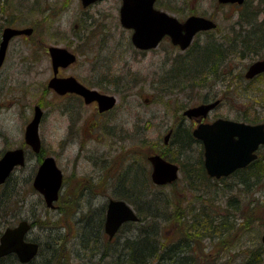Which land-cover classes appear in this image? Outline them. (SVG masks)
<instances>
[{"label":"rangeland","instance_id":"rangeland-1","mask_svg":"<svg viewBox=\"0 0 264 264\" xmlns=\"http://www.w3.org/2000/svg\"><path fill=\"white\" fill-rule=\"evenodd\" d=\"M62 1L10 0L9 2L12 8L17 9V17L20 21L24 20V24H31L32 20L41 21L38 33H44L46 42H52L50 38L56 36L57 29L52 26L53 29L50 28L51 19H47L44 16V10L48 9L49 3L56 6V9L53 8L52 11L54 15L51 16L56 22L53 26H60L68 34H70V29L74 26V23L77 24L79 14L81 13L79 10L81 6L77 5L76 0H67L66 5ZM3 2L5 3V0ZM4 6L6 5L4 4ZM119 6V0H106L104 3L98 4L89 10L93 21L94 33L93 37H89L90 39L85 42L83 48L85 50L84 56L82 55L78 59L80 60L79 67H81L84 76L88 75L90 77L92 73L90 67L93 66L95 72L98 71L102 77L101 80L104 87L101 91L106 95H114L116 98L117 104L106 118L108 125L109 123L112 124L111 127L114 129L111 130L114 134H116V128L120 129L124 177L128 180L132 179L142 170L141 167H145L147 169V179H149L151 168L147 162V156L155 154L158 146L160 147L163 144V137L167 130L175 126L182 116L180 109L202 103L203 98H206L205 96H207L209 91H206L207 81L216 83L218 78L211 77V80L209 75H214V70L207 71V73L196 72V79L190 77L191 74H187V72L177 73L174 68L190 64L192 57L188 62L163 65L164 57L163 55L161 56V52H151L145 56L137 54L136 49L130 43L129 32L119 24ZM19 8L21 12H19ZM223 15L225 18L221 22V25L227 24L229 17L231 18V13L228 10L224 11ZM261 16L263 17V14ZM20 21H17L19 25H21ZM74 31L77 35L80 34L79 28H75ZM70 42L72 43L73 41ZM39 47H42V44H39ZM40 51L37 52V56L32 57L33 53L30 51L28 45L21 41L19 53L16 55V59L20 58L18 59V63H20L18 64V69H20L18 80L14 81V79H10L7 82H0V85L3 86V89L0 91V155L3 151L10 148L26 146L23 140L24 128L31 121L35 105L40 106L42 119L38 129L44 153L43 156H38L29 152L26 165L20 170L13 172V177L16 178L13 182L20 193V199L24 203L23 205H18L21 210L17 216L21 219L26 218L30 222L33 219L39 220V218L43 222H47V220L49 223L57 222L61 228L58 232H53V234L61 233L63 236L66 234L65 238L68 239L67 248L77 249L73 242L77 233L76 220L85 216L89 217L87 214L91 210L99 211L105 208L107 200H104L102 197L100 200V197H98L90 200V202L83 201L84 199L77 201V199L75 200L76 188L69 185L68 198L65 199L61 194L55 204L57 206L56 210H49L47 207L43 209L37 206L38 203L43 204V202L41 196L33 190L32 179L43 157H53L54 161H57L59 168H63L62 170L65 172L66 179L70 177L73 166V150L67 148V151L63 154L59 148V140L65 132L67 119L64 121L60 120L59 122V117L56 115L54 111L55 107L53 106L56 101L55 97L43 89L42 85L50 75V72L47 69L49 65L48 61L45 58L43 59L41 56L42 51ZM262 54L264 56V53ZM259 58L253 56L245 58L231 57L228 61L223 62V64L221 63L223 67L219 66L218 71H226L230 75L229 82L232 88L230 87V91L226 97L227 100L224 101L225 105L223 103L224 106L216 111L217 114L221 113L232 118L242 119L246 116L245 109L247 108V104H250L253 109V106L259 107L261 100L264 102V81L262 86H254L252 89L244 86L242 82V74L245 69L250 65L252 60ZM200 60L202 64L199 63L198 66L199 69H203L205 68L203 67L205 59L201 57ZM209 62L220 64V61H215L214 59H211ZM10 63L2 67L1 71L4 74L9 73L10 69L14 71L15 63L11 60ZM204 76L207 78L205 82L202 79ZM193 88L196 90H192ZM213 89L215 91L218 90V84L213 86ZM254 111L255 109L246 118L264 122V110L258 113ZM188 123L190 125V122H186V125ZM178 137L177 139L175 138V141L180 140ZM169 147V150H166L169 156L174 157L175 160L179 159L183 164L188 162L189 166L197 168L196 161L200 144L193 143V145L186 147L187 151L190 148L191 150L182 154L180 153V155H178L180 148L177 145L170 144ZM166 151L164 154H166ZM143 160L145 161L144 166L142 164ZM80 169L84 173L89 172L90 166L82 165ZM191 171L193 172L185 170L180 172L175 187L158 188L161 190L158 192L157 187H151L150 190H156L155 192L158 193V196L160 192L171 195L172 201L176 202L174 200L176 199L179 202H176L179 211H185L190 204L196 203V196L203 190L204 192H208L204 197L205 199H209V203L208 201L204 203L212 211V217L223 216L224 214L232 215L233 212H237L235 215H232L233 218L229 219L237 224L236 233L221 240L212 241L203 239L201 244L194 241L192 244L194 248L193 254L197 258L195 264H242L250 252L249 249L258 245L253 241L256 237L255 233L258 232L257 238L259 240L260 235L264 231V179L256 185L253 193L251 191L248 194L247 192H242V189L237 187L236 184L231 190L232 187L229 184L233 185L235 181L233 177L223 179L222 181L212 179L209 184L208 182L204 183V180L198 177L199 174L197 175L196 169H192ZM189 176L193 178L192 181L197 183V185L189 187ZM131 184L130 180L125 181L126 191L132 192L135 190L132 187L133 184ZM130 188L132 191H130ZM78 195L79 193H77ZM226 195L230 197L236 196L238 198L236 202L237 206L239 205V200H242L240 201L242 204L241 209L238 208L234 211L232 207H230L232 210L226 207V204L231 200ZM250 211H253L254 215L248 217L247 214ZM172 214L174 215V213ZM19 218L13 222V225L21 220ZM171 221L162 223L164 226L162 234L168 244L179 239L182 234L176 232V228H179L177 221H175L177 225ZM130 229V225H125L117 233L112 243L125 240L127 235H129ZM35 230V235L43 237L49 235L48 229H43L40 226H36ZM30 235L32 234L30 233ZM104 238L107 240L106 237ZM29 239H33V235L29 236ZM124 240L121 243H124ZM117 247L115 249L117 252L123 249L120 245ZM259 250L262 252V263L264 264V244L259 246ZM82 253L84 255L88 254L83 250H79L78 254L80 257L73 254L72 257L70 255L67 256L68 260L71 261V264L98 263L97 259L93 258L89 260V255L85 256V260H79ZM107 262L101 264H109L111 261Z\"/></svg>","mask_w":264,"mask_h":264},{"label":"flooded vegetation","instance_id":"flooded-vegetation-1","mask_svg":"<svg viewBox=\"0 0 264 264\" xmlns=\"http://www.w3.org/2000/svg\"><path fill=\"white\" fill-rule=\"evenodd\" d=\"M9 1L5 0L4 3L3 0H0V44L5 28L15 30L29 28L31 32L28 35L21 34L12 36L7 40L4 51L5 54L1 62L2 64L0 65V82H7V80L10 79H14V81L18 80V75L20 73V69H18V64H20L18 63V59L20 58L16 59V55L19 53L21 41L28 45L30 51L33 53L32 57L37 56V52L41 50V56L48 61L49 65L47 69L50 75L46 79L45 85L43 84L42 86L45 92L55 97L56 101L53 106L55 107L54 111L56 115L59 117V122L60 120L64 121L67 119L65 132L59 140V148L63 154L67 151V148L73 150V166L70 177L66 179L65 172L62 170L63 168H59L63 174L60 194L67 199L68 190L70 189L69 185H72L76 188L75 200L77 199V201L84 199L83 201L90 202V200H94L98 197H100V200L102 197L107 201L112 198L123 199V197H126V191L120 129L116 128V134H114L111 130L114 129L111 127L112 124L109 123L108 125L106 118L113 108L109 109V111H101L100 104H98L96 99L87 98V100H85L83 94L80 93L82 89H87L99 95H105V93L101 91L104 86L99 72H95V68L91 66L90 71L92 73L90 77L88 75L84 76L81 67H79L80 60L78 59L81 58L82 55L84 56L85 50H83V48L85 42L90 39L89 37H93L94 33L93 21L89 10L98 4L104 3L106 0L95 1L87 6L81 4L80 0H76L77 5H79V7L81 6L79 9L81 13L79 14L77 24L74 23V28L72 27L70 29V34L64 32L63 28L60 26H53L56 22L51 16L54 15L52 11L53 8L56 9V6L49 3L48 9L44 10V16L47 19H51L50 28L53 27L57 29L56 36L50 38L52 42H46L44 33H38V27L41 25V21L37 22L32 20L31 24H24V20L20 21L17 17V9L12 8ZM60 1L62 0H58V2ZM152 1L151 9L153 11L164 13L169 18H175L180 24L185 23V21L191 17H198L210 21L213 27L195 32L189 45L184 50L181 49L180 45L173 44L169 36L164 35L157 44V47L150 50L136 49L137 54L139 53L145 56L151 52H161V56L163 55L164 57L163 65L188 62L190 56L192 59L193 57L198 59V54L204 55L206 53L212 54V56L214 55L213 59L215 61L222 62L228 61L231 57L245 58L253 56L255 58L261 57L259 59L264 58L262 54L264 53V49L261 50L258 45L254 48L256 50L255 52H253L252 49L249 52V48L243 47V44H245L247 40H251L253 37L256 38L259 36V33L264 30V0H242V2L227 1L226 3L221 0ZM62 3L66 5L67 0H63ZM119 3L118 14L123 0H119ZM4 4L6 6H4ZM3 6L4 8H2ZM227 10L231 13V18L229 17L227 24L221 25V22L224 21L223 19L225 18L223 13ZM261 14H263V17H260ZM17 21H20L21 25H19ZM75 28L80 29L79 35L74 31ZM126 31L129 32L131 43L132 30L127 29ZM70 41L73 42L71 43ZM70 43L71 45L69 46ZM39 44H42V47L38 48ZM231 44L238 47L233 54L230 52ZM50 48L66 50L74 56L73 61L67 62L63 57L64 55L60 56L58 60H54ZM80 53L82 54L80 55ZM10 60L15 63L14 71L10 69L9 73L4 74L1 69L3 66H6L7 63L11 64ZM244 72L242 74L244 86L249 89H252L254 86H262L264 72L255 75L251 79L246 78ZM209 76L210 78H218V81L216 83L207 81L206 91H209L207 96H205L206 98H203L202 103L207 104L208 102L218 101L217 105L213 107L205 117L192 119L181 117L179 120L177 119L178 121L176 122L175 128L181 127L186 131L192 132L199 124H209L220 118L241 123L245 122L250 125L259 123L257 119L249 120L246 116L250 115L254 109V112H259V110L261 112L264 110V102L262 100L259 102L258 108L253 106L252 109L250 104H247V108L245 109L246 116L242 119L232 118L226 114H217L216 111L225 105L224 101L227 100L226 97L230 91V87L232 88L229 82L230 75L226 71L219 70L217 74ZM217 84L219 89L215 91L213 86ZM2 89L3 86L0 85V91ZM186 108L183 107V109H180L182 114ZM186 122H190V125L189 123L186 125ZM262 123L264 124V122ZM175 128L170 127L167 130L170 131L171 136ZM109 137H111V139H109ZM40 141V152L35 155L43 156L44 151H42V149H44V147L42 140ZM199 144L201 149H203V145L200 142ZM15 148H23L25 159L28 158L29 152L34 153L27 145ZM259 148L261 149L262 147ZM82 165L90 166L89 172H82L80 169ZM20 169L21 168L17 167L14 171ZM77 193H79L78 196Z\"/></svg>","mask_w":264,"mask_h":264},{"label":"trees","instance_id":"trees-1","mask_svg":"<svg viewBox=\"0 0 264 264\" xmlns=\"http://www.w3.org/2000/svg\"><path fill=\"white\" fill-rule=\"evenodd\" d=\"M19 12L21 9L19 8ZM259 46L262 50L264 48V30L259 33V36L256 38L253 37L251 40H247L243 47L249 48V52H255L256 46ZM231 53H235L238 47L236 45H230ZM196 55V54H195ZM197 56V55H196ZM199 56V57H198ZM198 59L196 57L191 59L190 64H184L183 67L174 68L177 73H186L191 74L190 77L196 79V72L199 73H207V71L214 70L213 74H217L218 69L223 67V62L220 61V64L216 62H209L213 59L214 55L206 53V54H198ZM203 57L205 59V64H203V69H199L198 64L201 63L200 58ZM191 58V56H190ZM222 63V64H221ZM220 66V67H219ZM181 69V70H180ZM194 73V75H193ZM186 75V74H185ZM203 81L207 80L206 76L202 77ZM201 79V80H202ZM202 81V83H203ZM196 90V89H192ZM176 113V112H175ZM173 115H175L173 113ZM251 120V119H250ZM258 121V120H257ZM175 128V127H174ZM170 142L166 146L160 145L156 152H158L161 156L171 160L173 162L179 163L181 167V171H191L192 169H196L198 177H201L204 180V183L210 184V179L206 177L204 173L203 164V155L201 146L199 147L198 158L196 161L197 168L189 166L188 162L183 164L179 159H176L172 156H169L167 153V149L169 150L170 144L177 145L180 148V153L188 152L190 149H186V147L195 144H199L191 135L189 131L182 129L181 127H177L174 129L172 133ZM179 136V137H178ZM180 138V140L175 141V138ZM166 151V154L164 152ZM145 160V159H144ZM143 160V166L144 161ZM190 163V162H189ZM141 165L140 162H138ZM141 171H139L138 175L134 178L129 179L132 182V187L135 189L132 191H126V197L123 199L133 206L136 213H138L139 220L136 223H126L125 225H130L131 229L129 230V235L124 240V243L121 242H109L108 239L105 240V236L103 235V220L104 215L102 214L103 208L99 211L91 210L88 216L82 217L77 221V233L74 237V245L80 251L83 250L88 254L81 255L79 260H85L84 258L89 255V260L97 259L98 263H108L109 264H195L197 262L196 255L193 254V244L192 242H196L201 244L203 239L209 240H221L222 238L229 237L231 234L236 233L237 224L233 221L229 220L233 218L232 215H235L237 212H233L232 215L227 214L223 216H211V210L207 207L206 203H209V199H205V194L208 192H204L201 190L200 194H198L195 198V202L190 204V206L184 211L177 208L176 204L179 203L176 199V202L172 201L171 195H166L157 188L152 191L150 188L152 187L151 182L147 179V169L145 167H141ZM196 175V176H197ZM234 178V183L229 184L231 190L234 188L233 186L236 184L237 187L242 189V192H247L248 194L253 193L256 185L264 179V148L261 149L259 156L255 161L250 163L249 166L245 167V169L237 170L232 174ZM13 175L9 177L5 183L0 186V233L2 232V228L7 226H12L13 222L17 220L19 217L17 216L21 208L18 205H23V201L19 197V191L14 184ZM125 181H129L124 177ZM189 187H193V185H197V183L193 182V178L191 176L188 177ZM141 181V182H138ZM139 184V185H138ZM134 185H136L134 187ZM227 196V195H226ZM229 203L226 204V207H229L230 210L241 209L242 204L239 200V205L237 206V197H230ZM194 201V200H193ZM37 206L42 207L44 209L42 203H38ZM176 206V207H175ZM176 210H175V208ZM232 207V209L230 208ZM93 213L91 214V212ZM174 213V215L172 213ZM181 212V213H180ZM72 213V212H69ZM209 214V215H208ZM253 211L248 212L247 216H253ZM18 217V218H17ZM21 219V218H19ZM22 220V219H21ZM178 223V227L176 228V232H180L181 237L175 241L170 242V244L166 243V239L163 237L162 223L168 222ZM176 223V225H177ZM36 226H40L43 229H48L49 235L43 237L39 235H35ZM31 228L33 229L31 234L33 235V241H37L39 243V249L37 256L29 261L26 264H71L70 260H68L67 256H71L75 254L80 257L77 249H68V239L65 238V235L53 234V232H58L61 228L58 226L57 222L49 223L43 222L38 219H33L31 221ZM122 230V229H121ZM120 230V231H121ZM119 231V232H120ZM66 232V230H65ZM67 233V232H66ZM30 235V236H32ZM255 241L258 245L253 246L249 249V254L244 259L242 264H263V256L262 252L259 250V246H261V242L258 240V232L255 233ZM105 240V242H104ZM122 244V245H121ZM120 245L123 249L120 252L115 251L117 246ZM113 249L112 251H110ZM86 256V257H85ZM72 260V258H71ZM0 264H22L18 261L16 256L8 255L4 258L0 259Z\"/></svg>","mask_w":264,"mask_h":264},{"label":"water","instance_id":"water-1","mask_svg":"<svg viewBox=\"0 0 264 264\" xmlns=\"http://www.w3.org/2000/svg\"><path fill=\"white\" fill-rule=\"evenodd\" d=\"M84 6L96 0H80ZM223 2H242V0H221ZM152 0H123L120 8V25L132 29L131 42L134 47L150 49L155 47L164 35L171 38L173 44H178L182 49L187 47L194 32L213 27V24L206 19L191 17L185 23L180 24L174 18H169L164 13H158L151 9ZM31 29L5 28L0 44V65L5 54L7 40L12 36L28 35ZM54 60L60 56L67 62H72L73 57L66 50L50 48ZM66 53V54H65ZM264 71V59L255 61L247 69V78ZM80 93L85 99H96L101 110H109L114 106L113 96H103L98 93L82 89ZM216 102L208 105L186 109L185 116L192 118L205 117L209 109L215 106ZM40 109L35 107L33 119L26 126L24 140L35 152H39L40 140L38 139V124L41 119ZM193 136L204 145V166L209 177L220 178L227 176L236 169L244 168L256 158L255 150L260 144L264 145V127L261 124L250 126L245 123H238L229 120H216L211 124H199L193 130ZM170 134L165 136V143ZM152 172L150 178L154 184L164 185L177 180L178 169L175 164L165 161L159 155L149 156ZM36 171L33 180V187L44 199L45 206L54 208L53 203L57 201L58 190L61 187L62 174L56 167L51 157H46ZM24 151L15 149L6 151L0 158V185L10 176L12 169L24 164ZM104 231L109 239L114 237L121 224L125 221L136 222L138 217L131 207L121 200H110L108 202ZM0 236V258L9 254H16L20 263L26 264L37 255L38 244L24 240L25 234L30 230L29 223L24 220L13 228H6ZM264 242V234L261 237Z\"/></svg>","mask_w":264,"mask_h":264}]
</instances>
